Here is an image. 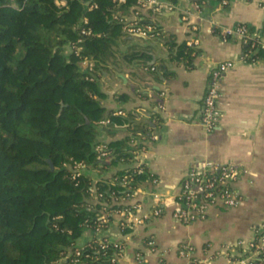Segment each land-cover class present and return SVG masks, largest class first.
Wrapping results in <instances>:
<instances>
[{"label": "trees", "instance_id": "obj_1", "mask_svg": "<svg viewBox=\"0 0 264 264\" xmlns=\"http://www.w3.org/2000/svg\"><path fill=\"white\" fill-rule=\"evenodd\" d=\"M96 2L88 9L87 0H0V264H111V245L97 251L94 236L77 256L78 239L84 229L97 226L102 201L108 211L117 209L124 204L121 197L155 176L143 163H134L137 145H131L148 134L154 116L106 111L97 80L87 78L80 64L91 56L96 72L105 69L112 44L127 34L119 13L126 12L128 3ZM82 16L94 34L80 33ZM156 26L159 37L167 39L170 57L191 66L200 48L177 42ZM78 37L83 38L80 51H68ZM248 47L243 43L242 51ZM123 56L150 57L140 50ZM106 116L108 132L125 127L129 133L107 143L109 158L101 159L94 146L98 120ZM74 161L94 168L119 167L111 176L94 180L85 173L74 177Z\"/></svg>", "mask_w": 264, "mask_h": 264}, {"label": "crops", "instance_id": "obj_2", "mask_svg": "<svg viewBox=\"0 0 264 264\" xmlns=\"http://www.w3.org/2000/svg\"><path fill=\"white\" fill-rule=\"evenodd\" d=\"M170 1L172 9L154 12L150 18L177 42L197 39L195 46L200 51L192 65L170 57L167 39L123 33L112 44L105 69L97 71L100 102L106 111H132L142 119L154 116L151 124L159 137L146 143L140 153L146 170L158 178L154 188L173 194L194 163L210 159L239 167L236 186L243 199L230 208L212 206L206 218L189 223L175 220L169 205L159 215L124 228L119 225L121 215L113 213L102 233L124 241L116 264H135L136 251H142L145 264H240L236 241L253 239V225L264 222V7L262 0H230L228 5L205 0L199 6L190 0ZM126 12L131 16V10ZM146 12L142 11L148 16ZM236 23L247 24L262 44L250 56H243L239 38H224L215 31ZM130 50L144 51L150 57L127 60L123 55ZM223 60L232 64L220 82V116L217 126L206 131L200 123L202 98L210 69ZM161 90H165V108L156 111ZM98 127L97 140L104 143L129 133L125 127H115L112 132L107 130L109 124ZM118 167L87 166L84 172L95 180L111 176ZM152 188L144 180L133 196L119 199L139 205L131 218L152 212L158 203L150 193ZM94 235L92 229H84L78 244ZM149 240L155 249H150ZM182 242L193 246L191 256L179 255Z\"/></svg>", "mask_w": 264, "mask_h": 264}, {"label": "built area", "instance_id": "obj_3", "mask_svg": "<svg viewBox=\"0 0 264 264\" xmlns=\"http://www.w3.org/2000/svg\"><path fill=\"white\" fill-rule=\"evenodd\" d=\"M117 4L128 3V9L131 10V16L127 12L119 13V19L123 22V31L130 35H139L145 38H159V31L156 26V22L150 18V14L154 12H160L162 10L172 9L174 4L170 0H114ZM199 6L205 0H190ZM222 5H228L230 0H217ZM56 3L64 4L65 0H56ZM264 7V0L260 2ZM97 6L96 0H87V8L92 9ZM146 12L148 16L142 13ZM151 11V12H149ZM149 18L147 21L143 19ZM80 33L82 35L94 34L91 27L87 26L88 18L86 16L81 17ZM222 37H237L241 43H248V49L243 52V56H250L258 46H262L258 37L254 36L245 23H236L231 27L220 29L219 33ZM83 41L82 37H78L76 41L71 42L68 46V51L72 50L78 53L81 49L79 44ZM189 45H196L197 39H190L186 41ZM81 66L87 72L86 77L89 79H98V72L95 71V60L89 56L84 57L80 61ZM230 60L219 61L212 66L209 73L208 83L201 103L200 123L204 130L212 131L218 124L220 116V108L218 106V97L220 95V82L224 73L231 66ZM165 94V90H161L160 98L157 100L155 109L156 111L163 110L165 108L162 97ZM113 113H124L122 109L116 110ZM151 121H155L152 118ZM110 123V117H102L98 120V125L103 126ZM148 134L142 137L132 140L131 145H137V148L133 150L134 163L141 164L140 153L145 150L146 143L158 139L159 135L154 125L149 124ZM97 151V157L101 159L109 158V151L107 143L98 141L94 146ZM73 171V176L76 177L81 173H85L84 169L87 164L82 161H74L70 164ZM241 172L239 167L232 162H219L210 159H204L194 163L183 175L180 182L177 185L176 191L173 194L165 195L156 188L158 178L156 176L146 179L151 182L153 187L150 193L154 199L157 200V204L150 213H143L131 218L133 208H139L138 204H127L123 202V206L108 211L106 208L107 202L102 201L101 214L99 215V222L95 229H92L97 237V242L100 249L106 248L111 245L112 253L109 261L111 264H116L119 256L124 251V241L119 238H110L108 235L103 234L101 225H108L110 222L109 215L113 213H119L121 220L119 225L124 228L128 225H134L143 223L150 216L159 215L164 205L171 207L172 217L180 222L189 223L194 220L204 219L208 216L209 209L212 206H220L224 208H230L238 205L243 197L236 186V182ZM123 185L127 184V179L122 180ZM138 186L131 189L126 197L133 196ZM92 193L96 198L101 197V193L97 192L92 186ZM160 203H162L160 205ZM91 229V228H90ZM254 237L251 240L244 241L238 239L235 243L239 247V256L236 259L240 264H263L264 261V222L253 225ZM93 236V237H94ZM93 237L91 239H93ZM89 239V240H91ZM88 240V241H89ZM87 241V242H88ZM86 242V243H87ZM74 248L75 255H81L82 248L85 244ZM151 245L150 249H155L154 242L149 240ZM193 252V246L188 242H182L178 245V253L181 256L189 257ZM94 259H98L95 257ZM77 260V258L75 259ZM135 264H145V258L142 251H136L134 253ZM87 264H96L95 262H89Z\"/></svg>", "mask_w": 264, "mask_h": 264}, {"label": "water", "instance_id": "obj_4", "mask_svg": "<svg viewBox=\"0 0 264 264\" xmlns=\"http://www.w3.org/2000/svg\"><path fill=\"white\" fill-rule=\"evenodd\" d=\"M48 161H49V164H50V168L52 169V168H54V165H53V163L49 160V159H47Z\"/></svg>", "mask_w": 264, "mask_h": 264}, {"label": "rangeland", "instance_id": "obj_5", "mask_svg": "<svg viewBox=\"0 0 264 264\" xmlns=\"http://www.w3.org/2000/svg\"><path fill=\"white\" fill-rule=\"evenodd\" d=\"M119 38H122V36H121V37H119Z\"/></svg>", "mask_w": 264, "mask_h": 264}]
</instances>
